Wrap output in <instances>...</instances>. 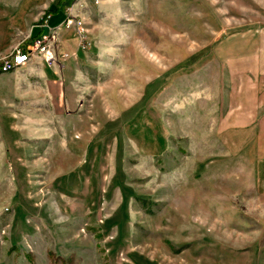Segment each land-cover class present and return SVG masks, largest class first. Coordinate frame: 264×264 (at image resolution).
<instances>
[{
	"label": "rangeland",
	"instance_id": "374dc122",
	"mask_svg": "<svg viewBox=\"0 0 264 264\" xmlns=\"http://www.w3.org/2000/svg\"><path fill=\"white\" fill-rule=\"evenodd\" d=\"M81 8L90 45L63 114L22 85L27 69L0 76V264H50L49 251L74 264H264V156L230 151L248 80L232 44L249 35L264 56V0ZM45 9L0 0V58ZM251 67L256 89L264 68Z\"/></svg>",
	"mask_w": 264,
	"mask_h": 264
},
{
	"label": "crops",
	"instance_id": "0c3cea01",
	"mask_svg": "<svg viewBox=\"0 0 264 264\" xmlns=\"http://www.w3.org/2000/svg\"><path fill=\"white\" fill-rule=\"evenodd\" d=\"M44 1L45 0H38L42 5H45L46 9L51 8V17L49 20L51 25H57L64 19L68 7L69 10H72L75 14L81 15L86 19V14L81 8L84 0H67L61 1L59 4H57L59 0ZM44 29L40 21V23L36 24L32 29V34H38L44 31ZM60 38L62 48L75 53V55L68 58L63 65H48L43 62L41 58L35 57L18 69H27L28 71V74L21 78L22 85L27 86L29 88L28 90L34 96L40 94L46 99L56 101L58 105L57 110L63 114V111H66L65 105L71 102V100H69L70 97L66 96L67 93H69V89L67 88L70 79V71L74 61L79 58V54L81 55L84 49L79 46L76 35L74 36L73 31L70 29H61ZM234 39L232 44L233 57L239 66H248L247 69L242 67V70H248V80L242 81L243 88L241 92L240 88L237 93L234 92L230 122L232 130L231 156H252L253 147L254 154L257 156H264V84L262 86L257 85L256 89H252L253 83L251 82V66L260 64L263 65L264 68V56L258 58L255 55H251L253 51H255L256 45L251 41L252 39L250 40L249 35L245 38L239 35L237 41L236 38ZM261 49L264 50V46H261ZM9 72L10 71L1 72L0 76L8 74ZM16 74L18 73L14 72V75ZM258 113L263 114V120H255Z\"/></svg>",
	"mask_w": 264,
	"mask_h": 264
},
{
	"label": "built area",
	"instance_id": "2783aa9c",
	"mask_svg": "<svg viewBox=\"0 0 264 264\" xmlns=\"http://www.w3.org/2000/svg\"><path fill=\"white\" fill-rule=\"evenodd\" d=\"M51 14L47 15L42 21V26L46 29L35 37L27 36L24 40L17 43L13 48L0 58L1 72L16 69L17 64H27L35 57H39L48 65L61 64L75 55L62 48L60 31L63 28L73 29L81 48L90 45L89 28L86 19L74 12L66 9V16L57 25H51Z\"/></svg>",
	"mask_w": 264,
	"mask_h": 264
},
{
	"label": "trees",
	"instance_id": "16d2710c",
	"mask_svg": "<svg viewBox=\"0 0 264 264\" xmlns=\"http://www.w3.org/2000/svg\"><path fill=\"white\" fill-rule=\"evenodd\" d=\"M63 0H59L57 4H59V2H61ZM51 14V8H48L44 11L40 21L42 22L43 19H45L47 17V15ZM41 32H39L38 34H31L30 37H35L37 35H39ZM0 73H1V70H0ZM49 254V257L51 259V263L50 264H74V261H75V257L74 256H71L69 258V260L67 259H64L62 256L54 253L53 251H49L48 252ZM29 255H32L29 253Z\"/></svg>",
	"mask_w": 264,
	"mask_h": 264
},
{
	"label": "bare ground",
	"instance_id": "6f19581e",
	"mask_svg": "<svg viewBox=\"0 0 264 264\" xmlns=\"http://www.w3.org/2000/svg\"><path fill=\"white\" fill-rule=\"evenodd\" d=\"M69 12H72L71 10H69ZM25 64H17L16 68H19V67H22L24 66Z\"/></svg>",
	"mask_w": 264,
	"mask_h": 264
}]
</instances>
